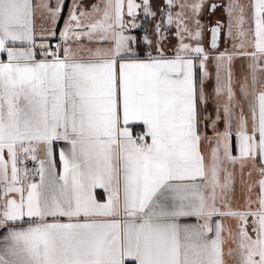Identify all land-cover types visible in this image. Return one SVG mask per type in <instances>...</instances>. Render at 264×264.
I'll list each match as a JSON object with an SVG mask.
<instances>
[{"label":"snow or ice","instance_id":"obj_1","mask_svg":"<svg viewBox=\"0 0 264 264\" xmlns=\"http://www.w3.org/2000/svg\"><path fill=\"white\" fill-rule=\"evenodd\" d=\"M160 8L0 0V264H264V0Z\"/></svg>","mask_w":264,"mask_h":264},{"label":"rangeland","instance_id":"obj_2","mask_svg":"<svg viewBox=\"0 0 264 264\" xmlns=\"http://www.w3.org/2000/svg\"><path fill=\"white\" fill-rule=\"evenodd\" d=\"M215 2L216 3H218V4H226L227 3V0H215ZM203 20H204V22L206 23V24H213V22L215 21V20H219L220 22H222V23H224L225 25L227 24V16H226V13L224 12V10H223V8H218L217 9V11L215 12V14H212V15H209L207 12L204 14V17H203ZM138 22H139V20H138ZM159 22V21H158ZM164 27H165V30L168 32V33H171V31L173 32V33H175V29H170L169 30V27H168V25H167V23H166V21H165V24H164ZM144 29H147V28H142V29H134L133 30V34L134 35H138L140 38H141V40H142V37H143V35L145 34L144 33ZM150 30V27H148V29H147V31L150 33L151 32V30ZM175 36V35H174ZM172 37H171V39L169 40L170 41V44H169V46H171L172 44H175V41H173L172 42ZM205 46L207 47V45H208V42H209V35H205ZM221 46L223 47V46H225V42H224V38L222 37V39H221ZM229 46H230V42H229ZM234 72L237 74V75H239L240 74V72H241V62H240V60H237L236 62H235V65H234ZM205 86H208V88H207V91L208 92H211L212 91V88H213V86H214V80L213 81H209V82H206V85ZM215 109H216V102H212V103H210L209 105H208V109H207V111H208V113L209 114H211L213 117L215 116ZM210 128V127H209ZM208 135L210 134V131H208V133H207ZM35 165L32 163L31 164V166L29 167V168H32V167H34Z\"/></svg>","mask_w":264,"mask_h":264},{"label":"crops","instance_id":"obj_3","mask_svg":"<svg viewBox=\"0 0 264 264\" xmlns=\"http://www.w3.org/2000/svg\"><path fill=\"white\" fill-rule=\"evenodd\" d=\"M153 3H154V5L157 6V8H158L159 10L162 11V9L160 8V6L164 3V0H153ZM64 18L66 19V14H65V17H64ZM138 20H139V23H140L141 26H142L140 29H142V28H144V27L148 29V27H150V30H151V31H152V29L154 28V24H155V23H158V21H159L158 18L154 21L152 18H147V19H146V18H144L142 15L138 17ZM61 27H62V25H61ZM172 29H174V28H172ZM150 30H149V31H150ZM169 30H170V29H169ZM170 31H171V30H170ZM171 37L173 38V39H172V42L175 41V43H176V38H175L174 33H173L172 31H171V34L169 35V40L171 39ZM51 42H52L53 44H55L57 41H56V40H52ZM169 44H170V43H169ZM141 46H142V45H141ZM210 70H213V69H210ZM213 71H214V70H213ZM205 87H206V90H207L208 86H205ZM208 131H210V134H209V135H211V134H212V132H211V128H208V129H207V133H208ZM32 163H33V162H29L28 167H30ZM57 165H58V167H59V157H58V155H57ZM214 219H217V218L214 217ZM183 222H186V223H189V224H195V223H198V221L196 220L195 217L185 218ZM223 222H224L226 225L229 223V221H228L227 218H223ZM0 232H3V230H0ZM229 264H233V262L230 260V261H229Z\"/></svg>","mask_w":264,"mask_h":264},{"label":"flooded vegetation","instance_id":"obj_4","mask_svg":"<svg viewBox=\"0 0 264 264\" xmlns=\"http://www.w3.org/2000/svg\"><path fill=\"white\" fill-rule=\"evenodd\" d=\"M217 20H215L214 22H213V24L216 22Z\"/></svg>","mask_w":264,"mask_h":264},{"label":"water","instance_id":"obj_5","mask_svg":"<svg viewBox=\"0 0 264 264\" xmlns=\"http://www.w3.org/2000/svg\"><path fill=\"white\" fill-rule=\"evenodd\" d=\"M209 40H210V36H209Z\"/></svg>","mask_w":264,"mask_h":264}]
</instances>
